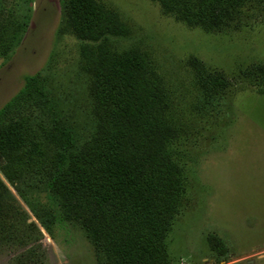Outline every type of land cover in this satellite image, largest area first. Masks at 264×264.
Listing matches in <instances>:
<instances>
[{
    "label": "rangeland",
    "instance_id": "obj_1",
    "mask_svg": "<svg viewBox=\"0 0 264 264\" xmlns=\"http://www.w3.org/2000/svg\"><path fill=\"white\" fill-rule=\"evenodd\" d=\"M0 36L16 39L0 57V108L39 73L84 168L125 157L136 143L117 98L107 96L124 101L135 86L124 89L114 64L137 62L134 101L148 91V110L169 127L140 179L153 206L148 234L137 229L154 239L146 241L149 264H264V0H87L77 13L69 0H0ZM50 116L25 102L12 119L42 157L24 148L9 179L0 159L11 195L0 197V224L15 225L0 236V264H116L108 239L135 234H126L124 206L94 211L95 239L82 221L97 206L78 189L49 235L15 191L54 158ZM18 210L32 226L15 222Z\"/></svg>",
    "mask_w": 264,
    "mask_h": 264
},
{
    "label": "trees",
    "instance_id": "obj_2",
    "mask_svg": "<svg viewBox=\"0 0 264 264\" xmlns=\"http://www.w3.org/2000/svg\"><path fill=\"white\" fill-rule=\"evenodd\" d=\"M69 2L77 13L82 10L87 0H69ZM214 16L216 18V15ZM15 40V37L2 39L0 36V57L8 54ZM138 68L135 59L114 64V72L123 81L124 89L126 90L130 84L135 88H132L129 95L126 94L124 101L120 100L117 94L107 96V99L111 101L117 98V106L121 112L119 119L121 117L126 123L132 125L136 132V143L131 144L126 156L119 159L115 154L111 159L96 160V165L89 163L85 168L79 165L83 157L79 159L75 155L77 150L75 133L65 122L59 121L51 106L52 103L46 96L39 73L24 77L17 93L0 108V159L3 162L1 171L7 179L9 177L6 170L12 168L14 161L25 159L24 148L29 155L36 156L37 159L42 157L40 143L29 141L30 144H27L28 135L24 134L19 123L12 121L20 113L22 103L42 104L51 114L48 121L51 130L49 139L55 147L54 158L49 167H43L38 163L39 168L33 169L24 177V180H21L25 184L23 189L15 187L19 198L47 234L50 235L53 227L61 225L68 217L71 207L65 201L78 189L87 194L91 202L97 206L89 212V215L83 217L82 221L84 229L89 230L95 239L98 235L97 231L91 228L93 222L91 215L97 208L106 212L114 204H118L124 206V211L131 214L126 234L127 231L131 234L133 230L135 234H131L129 239L122 240L113 236L107 241L105 250L107 254L115 256L116 264H149V245H146V241L154 240L151 235H147L148 228L150 230V226L153 225L149 211L153 206L141 195L140 179L145 168L156 160L154 156H156L157 145L162 148L169 142V127H164L162 123L157 122L151 110H148V105H154V100L147 93L148 91L134 101V93L138 90L136 89ZM258 71L264 76L263 68H258ZM1 196L5 200L6 197L11 198L0 184ZM17 217L15 221L17 224L32 226L25 222L27 219L23 212L20 211ZM142 224L147 228V234L144 232L145 229L143 232L137 230ZM14 226L13 223L0 224V236H9L15 230H12Z\"/></svg>",
    "mask_w": 264,
    "mask_h": 264
},
{
    "label": "water",
    "instance_id": "obj_3",
    "mask_svg": "<svg viewBox=\"0 0 264 264\" xmlns=\"http://www.w3.org/2000/svg\"><path fill=\"white\" fill-rule=\"evenodd\" d=\"M251 261H249L248 263H250Z\"/></svg>",
    "mask_w": 264,
    "mask_h": 264
}]
</instances>
